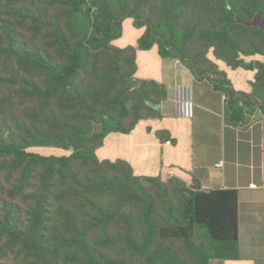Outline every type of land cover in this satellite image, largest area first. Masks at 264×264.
Segmentation results:
<instances>
[{"label": "trees", "instance_id": "trees-1", "mask_svg": "<svg viewBox=\"0 0 264 264\" xmlns=\"http://www.w3.org/2000/svg\"><path fill=\"white\" fill-rule=\"evenodd\" d=\"M145 29L114 47L123 23ZM264 0H0V264H209L239 258L235 190L137 176L96 151L160 117L137 78L157 45L224 90L233 119L264 113ZM219 63L255 73L233 88ZM70 152L43 156L31 149Z\"/></svg>", "mask_w": 264, "mask_h": 264}, {"label": "crops", "instance_id": "crops-1", "mask_svg": "<svg viewBox=\"0 0 264 264\" xmlns=\"http://www.w3.org/2000/svg\"><path fill=\"white\" fill-rule=\"evenodd\" d=\"M253 60L264 62V57L247 62ZM137 66L139 80H154L165 87L160 117L142 120L129 134L107 135L96 156L126 162L141 177L179 178L188 185L197 180L205 191H237L239 258L209 264H264L263 111L233 119L224 90L209 80L196 79L177 59L162 58L157 46L138 50ZM243 71L251 73L249 86L255 73ZM184 85L192 91L188 116L179 115L177 88Z\"/></svg>", "mask_w": 264, "mask_h": 264}, {"label": "rangeland", "instance_id": "rangeland-1", "mask_svg": "<svg viewBox=\"0 0 264 264\" xmlns=\"http://www.w3.org/2000/svg\"><path fill=\"white\" fill-rule=\"evenodd\" d=\"M256 24L259 28L264 29V22L260 19L256 20ZM145 29L136 28L131 19L125 20L123 23V35L122 38L114 43L116 48H125L127 46L137 47L139 40L145 34ZM157 46V45H155ZM257 61V60H253ZM220 70L226 75L227 79L231 81L236 88H239V91L246 92L248 94L253 93V88L251 85L248 86V77L251 73L245 72L243 70L233 71L227 68L224 64L219 63ZM33 152H36L43 156H64L69 155L70 152L53 147H35L31 149ZM169 180V179H168ZM164 180V181H168Z\"/></svg>", "mask_w": 264, "mask_h": 264}, {"label": "built area", "instance_id": "built-area-1", "mask_svg": "<svg viewBox=\"0 0 264 264\" xmlns=\"http://www.w3.org/2000/svg\"><path fill=\"white\" fill-rule=\"evenodd\" d=\"M177 93H178V99H179V115L180 116H188L191 115L189 109L190 105L192 103V91L190 86H179L177 88ZM171 142H168L170 144ZM223 163H219L217 167L221 168Z\"/></svg>", "mask_w": 264, "mask_h": 264}]
</instances>
